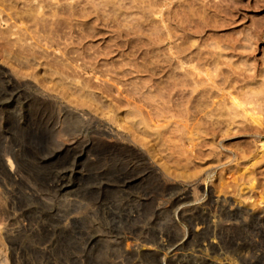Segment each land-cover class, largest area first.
Masks as SVG:
<instances>
[{"label": "rangeland", "instance_id": "1", "mask_svg": "<svg viewBox=\"0 0 264 264\" xmlns=\"http://www.w3.org/2000/svg\"><path fill=\"white\" fill-rule=\"evenodd\" d=\"M9 1L0 0V225L11 230L3 238L2 244L8 243L4 251L0 248L1 258L8 253L9 264H230L229 257H234L238 264H264V241L258 242L251 219L264 212V0H80L77 10L82 17L77 14L69 24L65 19L61 33H55L50 24L56 19L52 13L58 5L68 7L66 3L72 0H45L53 6L38 11L45 12L46 18L40 16L46 20L40 21L28 17V0ZM45 29L50 41L44 38ZM65 47L72 48L69 57H79L75 64L85 59L88 66L99 64L96 75L110 80L114 90L121 88L122 96L136 92L138 102H134L143 107L149 127L138 124V116L135 119L130 113L134 104L122 105L115 112L107 108L114 104L112 95L91 100L97 111L89 105L71 104L50 83V77L58 75L52 77L45 72L48 68L32 70L20 63L32 50L42 61L59 60ZM178 56L190 63L181 69ZM165 57L171 59L162 64L167 66H157L156 61ZM196 65L202 70L199 75L193 69ZM178 72L194 73L203 82L196 83V90L191 83V87L178 85L179 90L174 89L178 94L169 98L164 81ZM80 73L86 80L101 82L95 75ZM66 80L71 82V78ZM56 83L57 89H63L60 81ZM200 87L209 89V96L217 101L216 105L207 97L205 106L214 105L207 108L223 106L222 113L216 110L220 122L215 110H203L191 98ZM234 97L243 105L237 107ZM61 103L88 114L66 121L59 111ZM188 105L192 109L186 116ZM204 114L208 117H201ZM251 116L262 118V125ZM213 119L220 123L214 128ZM105 129L119 141H109L102 132ZM147 129L162 133L143 138ZM224 154L231 159H224ZM210 169L213 172L206 174ZM218 182L229 186L225 189ZM194 184L197 193L191 194ZM224 195L247 219L230 231L225 223L238 218L233 220L231 211L219 214L209 206L212 198ZM229 215L232 220L227 219Z\"/></svg>", "mask_w": 264, "mask_h": 264}, {"label": "bare ground", "instance_id": "2", "mask_svg": "<svg viewBox=\"0 0 264 264\" xmlns=\"http://www.w3.org/2000/svg\"><path fill=\"white\" fill-rule=\"evenodd\" d=\"M8 1V0H7ZM12 1H15V0H12ZM12 1L10 2V3H12ZM37 1V4L34 2V0H28V2H27V4H28V7H27V5H26V7L28 8L27 10H26V8H25V10L26 11H28V14L25 12V11H23L24 13H26L27 15H29L28 17H32V18H35V20H39L40 21V19L41 20H46V19H42L41 18V16L44 18L45 17V12L43 13V15H41V14H39L38 13V11L42 8H44V6H47V5H49L50 4V2H49V4L45 1V0H36ZM60 1V0H59ZM79 1L80 0H72V1H70V2H72V3H66V4H68L69 6L68 7H66V6H64V7H60L59 5H58V7H56V9H55V11L52 13V15H54L55 17H56V19L53 21V22H51L50 24H52V28H54L53 30H55V33H58V32H62L63 30L61 29V24H62V22L63 21H65V19H67L65 22H67L68 24L70 23V22H72L73 21V19L75 20V16L77 17V14H79L78 16H80L81 15V12L80 11H78L77 10V6H79ZM91 2H92V0H91ZM95 2V1H94ZM134 2V1H133ZM125 3V2H124ZM131 3V2H130ZM16 4V3H15ZM25 4V3H24ZM52 4V3H51ZM50 4V5H51ZM59 4V3H58ZM95 4V3H94ZM150 4V3H149ZM151 4H153V3H151ZM12 5V4H11ZM130 5V4H129ZM52 6H53V4H52ZM55 6V5H54ZM93 6V5H92ZM153 6V5H152ZM25 7V6H24ZM94 7V6H93ZM140 7V6H139ZM50 8V7H49ZM95 8V7H94ZM114 8V7H113ZM119 8V7H118ZM144 8V7H143ZM41 9V11L43 12V10ZM121 9V8H120ZM23 10V9H22ZM90 10H91V8H90ZM122 10V9H121ZM131 10V9H130ZM87 11V10H86ZM95 11H96V9H95ZM117 11V10H116ZM21 13L20 14H22V11H20ZM39 14V15H38ZM63 15L64 17H62L61 15ZM114 14V13H113ZM41 15V16H40ZM61 17H60V16ZM110 15V14H109ZM25 16V15H24ZM67 16V17H66ZM20 17V16H19ZM21 17H23V16H21ZM80 17H82V16H80ZM100 17V16H99ZM46 18V17H45ZM60 18V19H59ZM9 19V18H8ZM99 19V18H98ZM115 19V18H114ZM32 20H34V19H32ZM121 20V19H120ZM5 21V20H4ZM81 21V20H80ZM113 21V20H112ZM9 22V21H8ZM7 22V23H8ZM35 23H37V22H35ZM64 23V22H63ZM66 24V23H65ZM64 24V25H65ZM37 25V24H36ZM48 25V24H47ZM63 25V24H62ZM76 25V24H75ZM80 25V24H79ZM108 25V24H107ZM38 26V25H37ZM36 26V27H37ZM40 26V25H39ZM46 26V25H45ZM70 26V25H69ZM76 26H78V24L76 25ZM48 27V26H47ZM47 27H46V29H47ZM65 27V26H64ZM38 28V27H37ZM62 28H63V26H62ZM67 28V27H66ZM74 28V27H73ZM7 29V28H6ZM46 29L44 30V31H46ZM4 30V29H3ZM8 30V29H7ZM37 30H39V29H36V31ZM52 30V29H51ZM50 30V31H51ZM1 31V30H0ZM21 31V30H20ZM28 31V30H27ZM40 31H42V30H40ZM69 31V30H68ZM67 31V32H68ZM80 31V30H79ZM5 32H7V31H5ZM8 32H10V30L8 31ZM12 32V31H11ZM43 32V31H42ZM49 33V32H48ZM48 33H47V31H46V33H43L44 34V38L47 40L48 39V37L49 38H51V34L50 35H48ZM65 32H63V34H64ZM3 34V33H2ZM13 34V33H12ZM6 35H8V34H6ZM6 35H5V37H6ZM73 35V34H72ZM2 36V35H1ZM43 36V35H42ZM26 37V36H25ZM53 37V36H52ZM61 37H64V35L62 36L61 35ZM60 38V37H59ZM14 39V38H13ZM12 39V40H13ZM24 39V38H23ZM33 39V38H32ZM53 40H55V39H52V41ZM74 40V39H73ZM158 40V39H157ZM161 40V39H160ZM48 41H50L49 39H48ZM1 42V41H0ZM55 42V41H54ZM45 43H47V42H45ZM53 43V42H52ZM30 44V43H29ZM28 44V45H29ZM40 44V43H39ZM5 45V44H4ZM7 45H9L8 43H7ZM23 46H25V45H23ZM68 46V45H67ZM70 46V45H69ZM77 47V46H76ZM35 48V47H34ZM5 49V48H4ZM11 49V48H10ZM24 49V48H23ZM26 49V48H25ZM30 49V48H29ZM28 49V50H29ZM74 49V48H73ZM43 50H44V48H43ZM57 50H61L60 48H58ZM70 50V48L69 47H65L64 48V50L62 49V53H61V59L59 58V60H58V58L57 57H54V60H48V61H42V59H39V57H37L36 55V53L35 52H33V50H32V52H31V56H27V57H25V60L23 61L22 59L24 58V57H22V59L20 60V63H24V65H26L29 69H32V70H34V69H37L36 67H41L43 70H44V68H48V69H45V72H47V71H49V75H51L52 77H53V75H58L57 76V78H55V79H53V78H51L50 76V79H51V82L50 83H53V86L55 87L54 88V90H59V91H56V92H60V95L63 97V98H66V99H68L69 100V102H71V104L72 103H75L76 105H86V106H88L89 105V107L90 106H92V108H94L95 110L94 111H97V109H99V107H94V105L93 104H91L90 102H91V100H94V98H96V97H98V95H100V96H102V97H107V96H109V95H112L113 96V100H114V104L113 103H111V104H108L106 107L107 108H110L112 111H114L115 112V110H118V109H120L121 107H122V105H126V106H130V105H136V103L134 102V101H136V102H138V98H136L134 95L135 94H137L136 92H131V93H127L126 95H124V96H122V92H121V88H117V90L115 89L114 90V88L112 87V84H110L109 83V81L107 80V79H105V80H103V79H101L98 75H96L97 73L99 74V71H98V68H97V66L99 65H97L95 62H92V61H89V62H92V63H89L90 65L88 66V65H86V64H88V61L85 59L84 60V58L86 57H84L83 58V60H84V63L83 64H75L74 62H76L78 59H79V57H78V59L76 58V57H69L68 55V53L71 51L72 52V48H71V50ZM77 50V49H76ZM180 50V49H179ZM11 51H13V50H11ZM24 51V50H23ZM27 50H25V52H26ZM35 51V50H34ZM45 51V50H44ZM156 51V50H155ZM157 51H158V49H157ZM30 52V51H29ZM178 53H180V52H182V50H180V52L179 51H177ZM27 53V52H26ZM38 53V52H37ZM174 53V52H173ZM12 54V53H11ZM15 54V53H14ZM25 54V53H24ZM36 54V55H35ZM172 54V53H171ZM20 55V54H19ZM40 55V54H39ZM180 55H181V53H180ZM9 56V55H8ZM167 56V55H166ZM200 56V55H199ZM41 57H43V56H41ZM155 57V56H154ZM189 57V56H188ZM18 58H20V57H18ZM57 58V59H56ZM165 58H167V59H164V61H156L157 62V66H164V65H162L164 62H166V61H168V57H165ZM171 57H169V59H170ZM172 58H173V56H172ZM178 58V61H179V63H180V68L182 69V68H184V66L186 65V64H188V60L187 59H184V58H181V57H177ZM19 60V59H18ZM45 60H47L46 58H45ZM71 60V61H70ZM82 60V61H83ZM97 60V59H96ZM171 60V59H170ZM170 60L168 61V62H170ZM194 60V59H193ZM196 61V60H195ZM80 63V62H79ZM190 63V62H189ZM23 65V66H24ZM170 65V64H169ZM22 66V67H23ZM156 66V65H155ZM167 66V65H166ZM166 66H164V67H166ZM178 66V65H177ZM189 66H192V65H189ZM20 67V66H19ZM194 68L193 69H196V70H198V72H196L198 75H199V73L201 74L202 73V70L200 69V68H198V66L196 65V66H193ZM24 68V67H23ZM155 68H157V67H154V69ZM192 68V67H191ZM19 69V68H18ZM28 69V70H29ZM17 70V69H16ZM24 70V69H23ZM23 70H22V72H23ZM47 70V71H46ZM102 70V69H101ZM105 70V69H104ZM153 70V69H152ZM155 70H157V69H155ZM176 70V69H175ZM31 70H29V72H30ZM80 71H84L85 73H87V74H89V75H95V77L97 78V80L99 79V80H101V82L100 81H96L95 83H93V82H91V81H89L88 79L86 80V78H82V77H80V75H81V73H83V72H81L80 73ZM116 71V70H115ZM187 71V69L184 71V72H186ZM19 72H20V70H19ZM24 72H26V71H24ZM44 72V71H43ZM44 72V74L46 75V73ZM102 72V71H101ZM175 72V71H174ZM188 72V71H187ZM186 72V73H187ZM5 73V72H4ZM4 73H3V75H4ZM21 73V72H20ZM26 73H28V72H26ZM25 73V74H26ZM32 73V72H31ZM109 73V72H108ZM151 73V72H150ZM6 75L8 74V72L7 73H5ZM23 74V73H22ZM24 74V75H25ZM110 74H111V72H110ZM109 74V75H110ZM122 74H123V72H122ZM157 74V73H156ZM183 74H185V73H176V75H175V73H172L171 74V76H169L168 77V80H166V81H164L165 82V86H166V88H169V93L168 94H166L167 95V97H169L170 98V95L172 96V95H177L175 92H174V89H176V87H178V85H181V87L183 86V87H187V85H188V87L190 86L191 87V85H193L192 86V88H194V90H196V86H197V84L196 83H198V81L200 80V79H198V81L195 79V77H196V75L193 73V74H191V76H190V72H189V74H187V75H189L192 79H193V76H194V81L193 80H191V78L190 77H188L189 79H190V81H188V78H187V75H183ZM32 75V74H31ZM48 75V74H47ZM46 75V76H47ZM91 75V76H92ZM105 75V74H104ZM126 75H128V74H126ZM153 75V74H152ZM175 75V76H174ZM193 75V76H192ZM207 75V74H206ZM111 76V75H110ZM4 77V76H3ZM14 77V76H13ZM80 77V78H79ZM6 78V77H5ZM8 78V77H7ZM10 78V77H9ZM19 78V77H18ZM48 78V77H47ZM67 78H71V82H66V81H68V80H66ZM76 78H79L80 79V83H79V81L77 82V80H76ZM81 78L83 79L82 81H81ZM95 78V79H96ZM112 78V77H111ZM11 79H13V78H11ZM50 79H48V80H50ZM118 79V78H117ZM208 79L210 80L211 78L210 77H208ZM208 79L206 78L205 80H207L208 81ZM7 80V79H6ZM10 79H8V82H10L9 81ZM25 80V79H24ZM113 80V79H112ZM122 80V79H121ZM150 80V79H149ZM156 80V79H155ZM20 81H22V80H20ZM43 81V80H42ZM46 81V80H45ZM56 81H60L61 83H62V85H64L62 88L63 89H57L58 88V84L56 83ZM114 81V80H113ZM211 81V80H210ZM199 82H203V81H199ZM211 82H213V81H211ZM6 83V82H5ZM29 83V82H28ZM191 83V85H189ZM193 83V84H192ZM194 83H195V85H194ZM215 83V82H214ZM10 84H11V82H10ZM18 84H19V82H18ZM71 84V85H70ZM202 83H200V85H201ZM211 84V83H210ZM20 85V84H19ZM119 85V84H118ZM161 85V84H160ZM212 85V84H211ZM16 86V85H15ZM114 86V85H113ZM213 86H214V84H213ZM115 87V86H114ZM160 87V86H159ZM206 87V86H205ZM216 87V86H215ZM44 88V87H43ZM157 88V87H156ZM201 88V87H200ZM204 88V87H203ZM201 88V90H199V92L198 93H195L194 95H191V98L193 99V100H197L199 103H195L196 101H194V103L195 104H199L198 106H200L201 107V105H203V110L204 109H209V107H212L213 108V106L214 105H211L210 103H209V105H207V106H209L208 108H207V106H205L206 104L205 103H207L208 104V102H206V98L207 97H210L209 95H210V92H208L209 91V89H206V88ZM213 88V87H212ZM51 89H52V87H51ZM182 89L183 88H181V92H182ZM199 89V88H198ZM207 91H206V90ZM53 90V89H52ZM124 90V89H123ZM166 90V89H165ZM177 90H179V88L178 89H176V91ZM211 90V89H210ZM133 91V90H132ZM136 91V90H135ZM10 92V91H9ZM185 92V91H184ZM189 92H191V91H189ZM207 92L209 93L207 96H206V94H207ZM211 92H212V90H211ZM19 93V92H18ZM175 93V94H174ZM187 94H188V92H186ZM38 94V93H37ZM40 94V93H39ZM42 94H43V92H42ZM41 94V95H42ZM45 94V93H44ZM43 94V95H44ZM49 94V93H48ZM131 94V95H130ZM161 94V93H160ZM180 94V93H179ZM184 95H185V93H183ZM190 94V93H189ZM188 94V96H190ZM213 94V93H212ZM42 95V96H43ZM39 96V95H38ZM52 96H54V95H52ZM58 96V95H57ZM128 96H130L131 97V99H129L128 98ZM155 96V95H154ZM159 97L161 96V95H158ZM164 96V95H163ZM180 96V95H179ZM186 96V95H185ZM56 97V96H55ZM60 97V96H59ZM61 97V98H62ZM110 97V96H109ZM181 97H182V95H181ZM187 97V96H186ZM108 98V97H107ZM132 98H133V100H132ZM139 98H141V97H139ZM182 98H185L184 96L182 97ZM189 98V97H188ZM190 98V99H191ZM210 98H212V100H211V102L212 103H214V104H216L215 102H217V101H215V102H213V97H212V95H211V97ZM209 98V99H210ZM236 97H234V99H235ZM47 99V98H46ZM57 99V98H56ZM179 99H181L180 97H179ZM206 99V100H205ZM208 99V100H209ZM231 99H233V96H232V98ZM58 100H59V98H58ZM58 100H55L54 99V101H56V102H59ZM67 100V101H68ZM183 100H186V98L185 99H183ZM193 100H192V102L191 103H193ZM239 100V99H238ZM237 100V98H236V101L234 102V100H232L233 101V103L234 104H236L237 105V107H238V105L239 106H241V105H243V102H239ZM54 101H52V103L53 104H55V102ZM146 101H147V99H146ZM186 101H188V102H190L191 100H189V99H187ZM62 102V101H61ZM142 102V101H141ZM140 103V102H139ZM146 103V102H145ZM189 104V105H192V104ZM219 103V102H218ZM62 104V103H61ZM71 104H69V105H71ZM194 104V105H195ZM223 103H221V105H222ZM60 105V104H59ZM133 105V106H134ZM185 105V104H184ZM187 106L186 108H184L185 110V112H186V116L189 114V110H190V108L192 107V106H194V105H192V106ZM217 105V104H216ZM68 106V104L67 105H61L60 106V109H59V111H60V113H62V116L63 115H65L64 116V119H66V121L67 120H69L70 119V121H71V119H72V117L73 118H75V120H77L78 121V119L80 118V117H84V115H86V114H88V113H80V112H83V110L82 111H80L79 112V110L78 109H75L76 107L74 106V108H70V107H67ZM104 106V105H103ZM204 106H205V108H204ZM53 107V106H52ZM58 107V106H57ZM81 107V106H80ZM132 107V106H131ZM141 107L142 106H138V104L136 105V106H134V108H132L131 110H130V113H132V114H134L133 116H134V118L136 119V117L138 118L137 119V121L136 122H138V124L139 123H141V124H144V126H146V127H149V125H148V123H150V120H149V122H148V120H147V117H145L144 116V114L145 113H143V115H142V110H141ZM194 107H196V106H194ZM200 107L198 108V110L200 109ZM218 107V106H217ZM221 107V106H220ZM219 107V108H220ZM79 108V107H78ZM143 108V107H142ZM222 109H223V106L221 107ZM53 109V108H52ZM58 109V108H57ZM114 109V110H113ZM180 109V108H179ZM192 109V108H191ZM194 109V108H193ZM197 109V108H196ZM211 109V108H210ZM209 109V110H210ZM222 109H220L221 110V113H222ZM151 110V109H150ZM175 110V109H174ZM209 110H206V112L208 111V112H210ZM211 110H215V111H213V114H215V113H217V111L218 112H220V110H217V108H216V106L214 107V109H211ZM217 110V111H216ZM53 111V110H52ZM183 111V112H184ZM197 110H195V112H196ZM200 111H202L201 109H200ZM58 112V111H57ZM88 112V111H87ZM146 112V111H145ZM182 112V113H183ZM205 111L203 112V113H206ZM215 112V113H214ZM59 113V112H58ZM59 113V114H60ZM149 113V112H148ZM179 113V112H178ZM175 113V115H177V117H179L178 115L181 113ZM199 112H196L195 114H196V116H197V114H198ZM211 113L212 112H210V114H209V117L211 116ZM221 113H219V114H221ZM151 114H152V112H151ZM157 114V113H156ZM194 114V113H193ZM192 114V115H193ZM200 114H201V112H200ZM199 114V115H200ZM207 114V113H206ZM207 114V115H208ZM154 115H155V113H154ZM173 115H174V113H173ZM174 115V116H175ZM185 114H183L182 116H184ZM218 113L216 114V120H217V118H218ZM222 115V114H221ZM91 116V115H90ZM150 116V115H149ZM162 116V115H161ZM172 116V115H171ZM181 116V117H182ZM194 116V115H193ZM195 116V117H196ZM206 115L204 114L203 116H201V117H205ZM88 117V116H87ZM91 117H93V116H91ZM156 117H157V115H156ZM176 117V116H175ZM174 117V118H175ZM176 117V118H177ZM185 117V116H184ZM198 117V116H197ZM201 117L199 118V120L201 119ZM206 117H208V116H206ZM211 117H213V116H211ZM252 117V120L254 121V123L256 122L257 124H261L262 125V118H261V120H260V117L259 116H251ZM85 118V117H84ZM83 118V119H84ZM95 118V117H94ZM149 118V117H148ZM152 118V117H151ZM153 118H154V116H153ZM153 118H152V120H153ZM164 117H162V119H163ZM166 118V117H165ZM188 118H189V116H188ZM159 119V118H158ZM82 119H80L79 120V124L81 123L80 121H81ZM167 120V119H166ZM175 121V123H178L177 121H176V119H174ZM181 120V118L180 119H178V121H180ZM204 120H206L205 118H204ZM204 120H202V122L204 121ZM215 120V121H216ZM61 121H64L63 123H65V124H67V122L65 121V120H61ZM73 121V120H72ZM85 121H86V119H85ZM134 121V120H133ZM160 121V120H159ZM210 122H212L211 120H209ZM208 121V122H209ZM214 121V119H213V125H212V123L210 124V122H209V124L210 125H212V127L215 125V123H217V122H215ZM222 121V120H221ZM252 121V122H253ZM83 122V121H82ZM157 122L158 121H156V124H157ZM219 122H220V116H219ZM218 122V123H219ZM76 123V122H75ZM84 123V122H83ZM92 123V122H91ZM165 123V122H164ZM200 123V122H199ZM206 123H207V121H206ZM68 124H69V121H68ZM82 124V123H81ZM80 124V125H81ZM134 124V123H133ZM204 124V123H203ZM220 124V123H219ZM197 125H198V123H197ZM209 125V128L211 127ZM217 125V124H216ZM216 125H215V127H216ZM57 126V125H56ZM131 126V125H130ZM151 126V125H150ZM218 126V125H217ZM61 127H63V125L61 126ZM66 127H68V126H66ZM74 127H76V126H74ZM146 127H145V129H146ZM156 127V126H155ZM161 128V126H159L158 125V128ZM163 127H165V126H163ZM73 128V127H72ZM132 128V127H131ZM207 128V127H206ZM209 128H207V129H209ZM214 128V127H213ZM61 129V128H60ZM64 129V128H63ZM63 129H61V130H63ZM69 128H67V130H68ZM78 129V128H77ZM195 128H193V130H194ZM101 130H102V128H101ZM157 130V132L154 130V134L156 135V137L158 136H160V134L162 133L161 132V129H160V132H158L159 130L158 129H156ZM180 130V129H179ZM192 130V131H193ZM210 131L212 130V128H210L209 129ZM214 130V129H213ZM68 131H70V130H68ZM191 131V132H192ZM215 131V130H214ZM66 132V131H65ZM100 132V131H99ZM104 134H106L107 135V137L109 136L110 138V140L109 141H113L114 139H116L117 140V138H116V136L117 135H113L112 133V131L111 130H109V129H105V130H103L102 131ZM177 132V131H176ZM209 132V131H208ZM58 133H60L59 131H58ZM67 133V132H66ZM101 133V132H100ZM212 133H214V132H212ZM114 134H116V133H114ZM141 134V133H140ZM144 134L146 135H144L145 137H143V138H146V137H148V136H154V134L153 133H150L149 131H148V129L147 130H145L144 131ZM186 134V133H185ZM66 135V134H65ZM67 135H69V132H68V134ZM106 135L104 136V137H106ZM136 135V134H135ZM141 135H143V134H141ZM140 135V136H141ZM103 136V135H102ZM120 136V135H119ZM123 136V135H122ZM132 136V135H131ZM162 136V135H161ZM100 137V136H99ZM118 137V136H117ZM133 138H136V137H139L138 135H136V137H134V136H132ZM175 137V136H174ZM123 138V137H122ZM142 138V139H143ZM102 139V138H101ZM131 139V138H130ZM139 139H141V138H139ZM80 140V139H79ZM83 140V139H82ZM108 140V139H107ZM106 140V141H107ZM121 140V139H120ZM125 140H126V138H125ZM144 140V139H143ZM108 141V142H109ZM119 140H117V142H118ZM70 142V141H69ZM126 142V141H125ZM81 143V142H80ZM142 143V142H141ZM106 144V143H105ZM111 144V143H110ZM127 144V143H126ZM130 144V143H129ZM133 144V143H132ZM75 145V144H74ZM117 145V144H116ZM120 145V144H119ZM123 145V144H122ZM131 145V144H130ZM127 147V146H126ZM131 147V146H130ZM129 147V148H130ZM134 147V146H133ZM262 147L264 148V145H262ZM135 149V148H134ZM138 150V149H137ZM134 152V151H133ZM184 153V152H183ZM141 155H142V153H140ZM144 154V153H143ZM227 155V154H226ZM225 154H224V159L226 158V159H231L230 158V156L229 155H227V156H229L228 158H227V156H226ZM231 155V154H230ZM235 155V154H234ZM226 156V157H225ZM232 156V155H231ZM235 156H237V155H235ZM223 157V156H222ZM234 157V156H233ZM219 158H220V156H219ZM236 157H234L233 158V160L235 159ZM223 159V158H222ZM237 159V158H236ZM235 159V160H236ZM12 161V160H11ZM223 162V161H222ZM231 162V161H230ZM233 162V161H232ZM151 163V162H150ZM11 164V169H12V163L9 161V165ZM149 164V163H148ZM153 164V163H152ZM152 166V165H151ZM148 168V167H147ZM153 168V167H152ZM212 169V168H211ZM208 170L207 172H206V174H208V173H210L211 174V172H213V170ZM153 170V169H152ZM154 172V171H153ZM12 174V173H11ZM149 174V173H148ZM214 174V173H213ZM209 175V174H208ZM15 178H16V176H14ZM208 178V177H207ZM254 179V178H253ZM195 182V181H194ZM227 182H225V183H221V184H219V182L217 183V184H219V186L221 187H223L224 186V184H226ZM213 184H214V182H213ZM252 185V187L254 188L257 184H255L254 182L251 184ZM194 186H195V188H196V186L197 185H195L194 184ZM216 186H218V185H215L214 187H216ZM227 186H229V185H225L224 187H225V189H226V187ZM194 188V190H192V193L191 194H193V192L195 191L196 193H197V188L195 189ZM212 188V187H211ZM218 188V187H217ZM193 189V188H192ZM215 189V188H214ZM222 189V188H221ZM220 189V191H223V193H225V189L224 190H221ZM189 190V189H188ZM208 190V189H207ZM213 190V189H212ZM239 190V189H238ZM210 191V190H209ZM218 191V190H217ZM220 191H219V193H220ZM187 192V191H186ZM204 192V191H203ZM202 192V193H203ZM210 192H212V191H210ZM222 193V192H221ZM199 194H200V192H199ZM198 194V196L200 197V195ZM206 193H204V195H205ZM213 194V193H212ZM216 194H218L217 192H216ZM185 195H187V194H185ZM197 194H194V196H196ZM193 195H192V197H193V199L195 198ZM209 196V195H208ZM213 196H215V195H213ZM225 196V195H224ZM223 196V197H224ZM182 197V196H181ZM190 197V196H189ZM199 197H197L196 196V198L197 199H199ZM204 197V196H203ZM212 197V196H211ZM263 197L264 196H262V199H263ZM201 198V197H200ZM206 198V197H205ZM205 198H203V200L205 199ZM176 199V198H175ZM178 199V198H177ZM185 199V198H184ZM189 199H191V198H189ZM192 199V200H193ZM208 199V198H207ZM211 199V198H210ZM227 198H226V196L224 197V198H222V197H218L217 196V198H215V199H211V202H212V205H211V203H210V205L209 206H213V207H211V208H214V209H212V211H217L216 213H218V211H219V214H221V212L220 211H222V213L223 212H225V211H231L232 213H233V215H234V218H233V220L235 219V218H240L241 220H238V219H236V220H234V221H232V222H230V221H228L229 223H225L226 225H225V227H224V225H223V227L224 228H227L228 230L231 228V227H235V226H237V225H244L245 223H244V221L245 220H247L246 219V217L244 218V216L242 217V215H240L239 214V212L241 211H237V210H234V208L232 207V206H230V204H232V203H228L229 201H227L226 200ZM201 200V199H200ZM232 200V199H231ZM230 200V201H231ZM178 200H176V202H177ZM189 201V200H188ZM194 201V200H193ZM208 201V200H207ZM206 201V202H207ZM175 202V203H176ZM181 202V201H180ZM179 202V203H180ZM185 202V201H184ZM205 202V201H204ZM209 202V201H208ZM207 202V203H208ZM179 203H176V204H179ZM181 204H182V202H181ZM204 204V203H203ZM206 204V203H205ZM229 204V205H228ZM202 205V204H201ZM200 205V206H201ZM195 206V205H194ZM199 206V207H200ZM229 206V207H228ZM196 207V206H195ZM198 207V206H197ZM206 207V206H205ZM235 207V206H234ZM237 207V206H236ZM235 207V209H237V208H239V207H237L236 208ZM192 208V207H191ZM208 208H210V207H208ZM202 209V208H201ZM207 208H205V210H206ZM192 210V209H191ZM186 211V210H185ZM187 212V211H186ZM194 212V211H193ZM211 212V211H210ZM243 212V211H242ZM255 212V211H254ZM200 213V212H199ZM204 213V212H203ZM226 213V212H225ZM224 213V214H225ZM231 213V214H232ZM247 213V212H246ZM252 213V212H251ZM197 214V213H196ZM201 215H203L202 213H200ZM207 214H209V212L207 211ZM211 214H212V212H211ZM215 214V213H214ZM218 214V215H219ZM230 214V213H229ZM244 214V213H243ZM223 215V214H222ZM188 216V215H187ZM195 216V215H194ZM206 216V215H205ZM211 217H212V215H210ZM217 215H215L213 218L215 219V217H216ZM219 216H221V215H219ZM248 216V215H247ZM190 217V216H189ZM196 217V216H195ZM200 217V216H199ZM207 217V216H206ZM205 217V219H208L209 220V218H206ZM222 218L224 217V216H221ZM231 218V215H229L228 217H227V219L228 218ZM243 219H242V218ZM252 217H254V218H251V219H253L254 220V223H255V230L254 231H256V234H257V236L259 237L258 239V242L261 244V242L262 241H264V212L262 213H257V214H255V216H252ZM194 218V217H193ZM201 218V217H200ZM226 218V216L224 217V219ZM229 218V220H232V219H230ZM249 218V217H248ZM191 219V218H190ZM202 219H203V217H202ZM217 219V218H216ZM216 219H215V221H216ZM224 219H223V222H224ZM226 219V220H227ZM250 219V220H251ZM195 219H193V221H194ZM198 220V219H197ZM197 220H195V221H197ZM207 220V222H209ZM218 220V219H217ZM2 221V220H1ZM194 221V222H195ZM211 221V220H210ZM212 221H214V220H212ZM214 221V222H215ZM220 221V220H219ZM248 221H249V219H248ZM213 222V223H214ZM216 222H218V221H216ZM220 222H222V221H220ZM219 222V223H220ZM222 222V223H223ZM200 223V222H199ZM198 223V224H199ZM204 223V222H203ZM202 223V224H203ZM210 223V222H209ZM208 223V224H209ZM219 223H218V225H219ZM9 224V223H8ZM197 224V223H196ZM216 224L217 223H214V227H216L217 228V226H216ZM249 222H248V226H249ZM195 225V224H194ZM213 225V224H212ZM212 225H210V226H212ZM221 226H222V224H221ZM254 225H252V227H253ZM207 227V226H206ZM213 227V226H212ZM222 227V228H223ZM239 227V226H238ZM251 227V226H250ZM220 228V227H219ZM242 228V227H241ZM248 228V227H247ZM233 229V228H232ZM237 229H239V228H237ZM245 229V228H244ZM251 229V228H250ZM11 230V229H10ZM9 230V231H10ZM202 230H203V227H202ZM218 230V229H217ZM222 230V229H221ZM248 230V229H247ZM8 231V229H7V226H5V225H0V248L1 247H3V248H1L2 250L4 249V246H5V244H7L6 242L4 243V245L2 244V242H4L5 240H3V238H6V237H8V236H10V232ZM204 231V230H203ZM230 231V230H229ZM237 231V230H236ZM242 231V230H241ZM245 231V230H244ZM193 232H194V230H193ZM205 232L206 231H204V234H205ZM212 232V231H211ZM215 231H213L212 233H214ZM220 232V231H219ZM238 232V231H237ZM249 234H251L252 233V231H250L249 230ZM211 233V234H212ZM216 233V232H215ZM214 233V234H215ZM225 233V232H224ZM223 233V234H224ZM230 233V232H229ZM233 233H234V230H233ZM232 232H231V234H233ZM239 233V232H238ZM237 233V234H238ZM241 234L243 233V232H240ZM253 233H255V232H253ZM193 234V233H192ZM202 234V233H201ZM201 234H198V235H201ZM219 234V233H218ZM225 234H227V233H225ZM245 234V233H244ZM247 234V233H246ZM197 235V236H198ZM206 235V234H205ZM228 235V234H227ZM234 235V234H233ZM239 235V234H238ZM203 236V235H202ZM207 236H209V234L208 235H206V237ZM219 236V235H218ZM220 236H221V234H220ZM224 236V235H223ZM256 236V237H257ZM204 237V236H203ZM211 237V236H210ZM213 237V236H212ZM236 237V236H235ZM221 238H223V237H221ZM226 238H227V236H226ZM229 238H231V236L229 237ZM237 238V237H236ZM212 238H210V239H208V240H210L211 242L213 241V240H211ZM216 240L218 239V237L217 238H215ZM203 240V239H202ZM206 240V239H205ZM223 239H221V241H222ZM232 240V239H231ZM204 241V240H203ZM224 241V240H223ZM238 241V240H237ZM225 242H226V240H225ZM234 242H235V239H234ZM228 243V242H227ZM226 243V244H227ZM230 243V242H229ZM175 244V243H174ZM216 244H217V242H216ZM219 244V243H218ZM3 245V246H2ZM11 245V244H10ZM182 245V244H181ZM210 245V244H209ZM220 245H222V244H219V246ZM259 245V244H258ZM154 246H155V244H154ZM153 246V247H154ZM157 246V245H156ZM202 246V245H201ZM223 246H224V244H223ZM6 247H8V246H6ZM178 247V246H177ZM176 247V248H177ZM227 247V246H226ZM152 248V247H151ZM150 248V249H151ZM181 248V247H180ZM209 248H210V246H209ZM208 248V249H209ZM8 249V248H7ZM7 249H5V251L7 252ZM177 249H179V248H177ZM216 249V248H215ZM214 249V250H215ZM206 250V249H205ZM211 250H212V248H211ZM219 250H222V249H219ZM4 251V250H3ZM11 252V251H10ZM209 252V251H208ZM207 252V253H208ZM2 254V253H1ZM5 254V253H4ZM7 254L8 253H6V257H2L1 258V256H0V263L2 264V263H4V264H9V261H8V258L9 257H7ZM210 254V253H209ZM212 255V254H211ZM3 256H5V255H3ZM13 256V255H12ZM206 256V255H205ZM210 256V255H209ZM213 258H215V257H213ZM228 258V257H227ZM176 259V258H175ZM210 259V258H209ZM214 260V259H213ZM241 260V259H240ZM224 261V260H223ZM219 262V261H218ZM227 262H229L230 264H238L237 262L238 261H236V259H234V257H229V259H228V261ZM225 263V262H224ZM220 264V263H219Z\"/></svg>", "mask_w": 264, "mask_h": 264}]
</instances>
